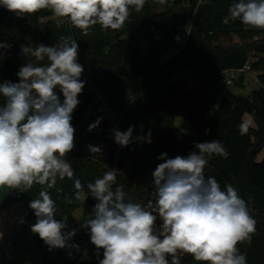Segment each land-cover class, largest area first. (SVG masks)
<instances>
[{"label":"trees","instance_id":"trees-1","mask_svg":"<svg viewBox=\"0 0 264 264\" xmlns=\"http://www.w3.org/2000/svg\"><path fill=\"white\" fill-rule=\"evenodd\" d=\"M157 0H147L143 10L131 13L121 30L92 28L90 35L69 26L54 28L53 23L38 24L43 17L53 14L44 9L35 14L18 17L16 13L0 6V42H7L10 49H0V82H19L17 72L26 61L21 55V45L35 46L38 43L55 45L61 36H71L79 44L78 62L84 67L82 77L88 80L93 90L109 97L115 110L123 114V128L133 126V142L118 155L105 152L90 153L88 145L98 146L97 139L83 134L84 112L94 96H86L71 121L75 128V148L66 159L73 164L75 177L85 185L94 182L109 168L120 170L117 184L123 185L127 198L145 204L152 198L153 176L156 166L164 161L159 157L167 153L169 158L187 156L197 151L195 143L220 140L228 157L210 158L205 175L214 176L224 189L231 183L247 202L249 212L256 221V231L249 242L238 244L241 253L246 252L247 264H264V157L257 155L264 150V29L245 27L239 20L222 23L228 8L237 0H187L184 13L167 9L156 12ZM193 19L190 43L180 52L159 66L160 58L169 51L177 35L181 34L187 21ZM151 28L160 35L154 42ZM259 36V40L255 37ZM142 37L147 39L145 52L134 43ZM252 54V72L261 87L249 96L236 95L219 84V73L242 68ZM188 69L195 71L201 86L188 92L184 85H170L169 79L176 72ZM197 73V74H196ZM235 87H244V77ZM219 97L218 103H216ZM3 103L0 97V104ZM252 115L255 127L246 135H240L238 126L245 115ZM184 116L195 129L196 136L181 133L175 126V118ZM211 129L206 134L205 130ZM151 131V143L137 141L138 136H147ZM256 154H253V151ZM41 186L34 185L27 192L13 190L0 207V214L8 207L26 201L28 204L25 222L35 220L29 203L38 198ZM58 209L56 219L67 218V231L77 226L74 213L81 207L79 201L68 204L65 196L74 197L73 181L57 180L49 189ZM96 201L90 195L83 204V216L92 214ZM66 230V229H65ZM42 249L41 262L45 264H98L96 248L90 242L87 229L77 231L69 243L80 245V249H53L39 238ZM86 249V261L83 250ZM69 251L72 252L69 257ZM103 258V250H100ZM3 264V263H0ZM7 264H14L9 262ZM181 264H201L191 255H184Z\"/></svg>","mask_w":264,"mask_h":264},{"label":"clouds","instance_id":"clouds-1","mask_svg":"<svg viewBox=\"0 0 264 264\" xmlns=\"http://www.w3.org/2000/svg\"><path fill=\"white\" fill-rule=\"evenodd\" d=\"M146 2L0 0V6L18 17L48 9L58 27L68 22L87 36L96 25L104 31L121 30L132 11L140 13ZM236 20L246 28L264 29V0L232 3L222 23ZM10 48L7 42H0V49ZM20 51L34 61L20 67L19 82H0V188L27 192L34 185L41 186L38 198L29 203L36 218L30 229L49 251L80 249L79 244L69 243L78 230L65 231L67 218H55L58 206L49 192L58 179L67 178L73 181L75 193L65 196L66 203L76 200L84 204L89 195L96 201L90 216L76 219L82 220L80 228L88 230L98 264H181V254L191 255L201 264H247V254L241 253L238 244L250 243L256 221L231 183L222 189L214 176L205 175L210 158L228 157L220 140L195 143L197 151L187 156L169 158L162 153L159 159L164 162L152 173V198L145 204L127 198L123 185L113 187L121 175L115 168L88 182L85 192L73 164L66 159L76 146L71 121L86 84L81 80L84 67L78 62L79 44L71 36H61L55 45H21ZM102 119L89 124L88 131L96 129ZM252 124L251 118L244 119L238 126L240 135H246ZM112 131L120 147L132 143L133 126ZM151 135L149 130L136 140L151 143ZM87 147L90 153L102 152V146ZM2 235L0 232V238ZM68 254L71 257L72 252Z\"/></svg>","mask_w":264,"mask_h":264},{"label":"rangeland","instance_id":"rangeland-1","mask_svg":"<svg viewBox=\"0 0 264 264\" xmlns=\"http://www.w3.org/2000/svg\"><path fill=\"white\" fill-rule=\"evenodd\" d=\"M167 9H173L175 12L184 13L186 11V4L181 0H164L163 3H161L160 0H157L155 6L156 12H164ZM48 23H53L54 28H58L53 15L48 17L44 21H42L41 19L38 20V24L41 25H45ZM61 26H69L70 28L72 27L68 22L62 23L59 27ZM256 39L259 40V36H256L255 40ZM153 41L158 42L160 41V39H154L153 35ZM134 44L140 47L143 52H145L148 42L145 37H142ZM249 56H252V54H250ZM27 61H34V58L27 56ZM42 63H47V61L45 60ZM191 74H195V71L193 70ZM255 77V73H252V75H247L245 77V87L243 88L228 87V89L236 95L247 96L250 91L259 89V86L257 84H253V79ZM81 80L86 81V84L84 89L82 90V94H80L78 97V99L80 100V104L84 97L94 96V90L88 80L82 76ZM218 101L219 97L217 98L216 103H218ZM80 104L74 110L73 116L76 114V111L78 110ZM248 118H251L253 120L252 127H255L253 116L249 114L245 115L244 119ZM175 126L181 133L185 135L196 136L195 129L190 125L189 121L184 116H177L175 118ZM263 157L264 150L257 155V161H261ZM12 191V189L0 188V207L6 201L9 193ZM27 207V202H18L8 207L7 213L0 216V230L4 232V237L0 238V263L7 264L9 262H13L14 264H41L42 249L38 244L36 234H33L30 229V226L35 223V220L32 219L25 222ZM79 209L75 213V219L82 218ZM21 220H23V223L20 222ZM81 222L82 220L77 221L76 219V223H78L79 227ZM157 223L159 224L160 221L158 220ZM65 231H67V229ZM184 255L186 254H181L180 258H182ZM82 258L83 261H86V249L83 250Z\"/></svg>","mask_w":264,"mask_h":264},{"label":"built area","instance_id":"built-area-1","mask_svg":"<svg viewBox=\"0 0 264 264\" xmlns=\"http://www.w3.org/2000/svg\"><path fill=\"white\" fill-rule=\"evenodd\" d=\"M47 18L48 17H43L41 18V20L44 21ZM192 27L193 19L190 18L187 21L183 32L177 35L174 41L172 42L167 54L160 58L159 66H163L165 61H167L170 57L174 56L175 54H177L182 49L188 46V44L190 43ZM151 32L154 35V39H160V35H158L157 31L154 28H151ZM256 60L257 59L256 57H254V55L249 56L248 61L242 68L229 69L219 73L218 76L220 86L224 88L235 87L237 80L241 77H244L245 85V77L247 75H252V63ZM168 83L170 85L175 83H181L184 85L185 89L188 92H193L201 86V83L197 79L195 74H191L190 70L188 69L174 73V75L169 79ZM253 84H257L259 88L261 87L257 76L253 79ZM253 91H255V89L250 91L247 96H249ZM99 117H103L99 126L92 131H88L89 124L95 122L96 119ZM122 121L123 114L114 109L111 102L109 101L108 95L99 92L98 90H94V97L84 112L83 134L97 139L98 146H102V152H112L113 154L118 155L119 152L125 147H120L114 142L112 130L118 129L120 131H124ZM114 168L116 169V166ZM41 264L45 263L41 262Z\"/></svg>","mask_w":264,"mask_h":264},{"label":"crops","instance_id":"crops-1","mask_svg":"<svg viewBox=\"0 0 264 264\" xmlns=\"http://www.w3.org/2000/svg\"><path fill=\"white\" fill-rule=\"evenodd\" d=\"M21 202H26V201H21ZM79 202H80V201H79ZM19 203H20V202H19ZM80 204H81V207H80L79 211L81 212V216L84 217V216H83V213H82V211H83V204H82L81 202H80ZM7 210H8V209H5V210L0 214V216H1L2 214H6V213H7ZM77 210H78V209H77ZM77 210H76V211H77ZM76 211H75V213H76ZM75 213H74V224L77 226V230H78V231H81L82 228H80L79 225H78V223H76ZM81 223H82V222H81ZM0 232H2V234H3L2 237H4V232L1 231V230H0Z\"/></svg>","mask_w":264,"mask_h":264},{"label":"water","instance_id":"water-1","mask_svg":"<svg viewBox=\"0 0 264 264\" xmlns=\"http://www.w3.org/2000/svg\"><path fill=\"white\" fill-rule=\"evenodd\" d=\"M253 154H254V155L256 154V151H255V150L253 151Z\"/></svg>","mask_w":264,"mask_h":264}]
</instances>
